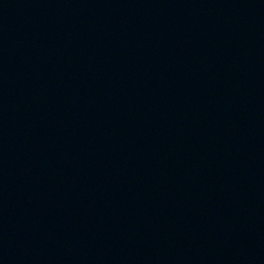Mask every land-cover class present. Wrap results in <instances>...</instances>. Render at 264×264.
I'll return each mask as SVG.
<instances>
[{"label":"water","instance_id":"1","mask_svg":"<svg viewBox=\"0 0 264 264\" xmlns=\"http://www.w3.org/2000/svg\"><path fill=\"white\" fill-rule=\"evenodd\" d=\"M0 264H264V0H0Z\"/></svg>","mask_w":264,"mask_h":264}]
</instances>
